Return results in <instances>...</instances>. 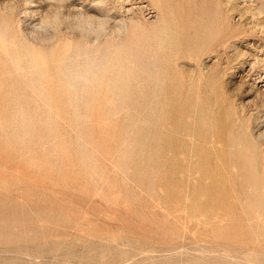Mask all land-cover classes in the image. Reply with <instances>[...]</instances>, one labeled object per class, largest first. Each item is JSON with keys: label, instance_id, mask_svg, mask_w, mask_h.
Returning <instances> with one entry per match:
<instances>
[{"label": "rangeland", "instance_id": "rangeland-1", "mask_svg": "<svg viewBox=\"0 0 264 264\" xmlns=\"http://www.w3.org/2000/svg\"><path fill=\"white\" fill-rule=\"evenodd\" d=\"M0 264H264V0H0Z\"/></svg>", "mask_w": 264, "mask_h": 264}]
</instances>
